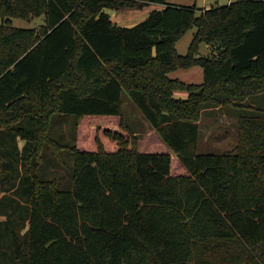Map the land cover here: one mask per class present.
Returning <instances> with one entry per match:
<instances>
[{"label": "trees", "instance_id": "trees-1", "mask_svg": "<svg viewBox=\"0 0 264 264\" xmlns=\"http://www.w3.org/2000/svg\"><path fill=\"white\" fill-rule=\"evenodd\" d=\"M211 110L234 148L199 151ZM0 264H264V0H0Z\"/></svg>", "mask_w": 264, "mask_h": 264}, {"label": "rangeland", "instance_id": "rangeland-1", "mask_svg": "<svg viewBox=\"0 0 264 264\" xmlns=\"http://www.w3.org/2000/svg\"><path fill=\"white\" fill-rule=\"evenodd\" d=\"M168 3H184L193 4V0H167ZM216 1V0H213ZM229 0H221L219 5L228 4ZM235 1V0H233ZM216 3V2H214ZM161 3H151L140 9H129L126 10L128 15V21H134L136 24L142 20L143 15H147L153 9H158L162 6ZM112 11V10H110ZM120 12H114V18L119 16ZM121 15V14H120ZM12 24L18 27H33L40 29L44 24V16L31 17L30 19L14 17L11 19ZM133 24V25H134ZM130 25V24H129ZM128 25V26H129ZM197 28L190 29L178 42L177 49L179 53L186 54L189 49V45L196 32ZM213 50L210 45L202 44L200 54H208ZM171 77H181L186 79L188 82L201 83L203 81V68L202 66H193L188 69L179 68ZM177 96L185 97L186 92H177ZM122 98L124 102V108L127 116V121L134 131L142 138L148 132L151 131L150 124L144 118L140 109L135 105L133 100L127 91H123ZM153 138V137H152ZM238 142V129L236 120L233 117H227L222 111L211 110L210 113L204 114L200 118V142L199 151L201 153H222L234 148ZM175 165H178L175 162ZM175 172L178 167L174 166Z\"/></svg>", "mask_w": 264, "mask_h": 264}, {"label": "crops", "instance_id": "crops-1", "mask_svg": "<svg viewBox=\"0 0 264 264\" xmlns=\"http://www.w3.org/2000/svg\"><path fill=\"white\" fill-rule=\"evenodd\" d=\"M221 0H216V1H213V0H193V4H196L198 7H200V8H210V7H212V6H217V5H219V2H220ZM214 2H216V3H214ZM230 2H233V0H229L228 1V3H230ZM172 4H178V5H192L191 3L190 4H184V3H172ZM165 5L163 4L160 8H158V9H162L163 7H164ZM110 10H112V11H110ZM109 10V13L111 14V18H112V20L115 22V23H117V24H119V25H133L134 23V21H128L129 19H128V15L126 14V10H129V9H125V10H114V9H110ZM131 10V9H130ZM120 12V14H119V16H117L116 18H114V12ZM150 13V12H149ZM149 13H147V15H143L144 17H137L138 19L139 18H142V19H144V18H146V16H148V14ZM177 70H175V71H172V72H170L169 73V76H170V74H173V72H176ZM171 77V76H170ZM175 78H179V79H181V80H184V81H186V79H184V78H181V77H175ZM204 79V78H203ZM186 82H188V81H186Z\"/></svg>", "mask_w": 264, "mask_h": 264}]
</instances>
